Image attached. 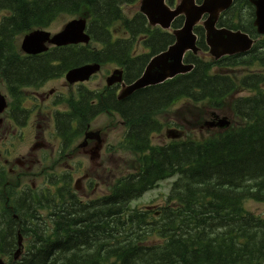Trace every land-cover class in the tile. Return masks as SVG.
I'll return each instance as SVG.
<instances>
[{"label":"trees","instance_id":"obj_1","mask_svg":"<svg viewBox=\"0 0 264 264\" xmlns=\"http://www.w3.org/2000/svg\"><path fill=\"white\" fill-rule=\"evenodd\" d=\"M136 1L0 0V82L6 84L14 102L22 100L23 87L89 61L123 66L126 82L137 78L149 57L173 42L174 36L148 25L142 13L128 18L122 5ZM62 13L89 16V31L104 47L70 45L33 56L20 52L21 34L49 26ZM182 21L178 17L173 26L179 27ZM117 22L133 35H145L143 43L150 53L132 56L131 41L112 40L111 27ZM247 22L221 19L219 23L254 34L251 19ZM195 31L199 47L206 50L204 29L197 26ZM262 48L264 41L248 53L219 60L188 53L187 61L194 64L191 72L137 90L123 100L117 99L113 87L106 95H98V104L92 106L90 101L96 96L80 87L77 93L82 103L58 119L59 134L69 137L84 127L90 111L115 110L131 123L122 148L137 156L139 167L118 178L108 196L82 204L74 199L65 215L63 193L58 189L48 205L59 212L51 234L30 246L19 264H264V214L257 215L245 206L247 199L264 201V75L250 72L256 62L264 67ZM243 66L248 73L240 75L237 69ZM177 99L193 102L196 126L203 124L210 108H230L238 124L200 139L152 145L153 113ZM174 174L178 178L158 214L131 207L135 198ZM1 209L0 253L9 255L18 232L36 235L37 230L21 224H29L33 216L25 209L14 210L18 220L8 208L2 205Z\"/></svg>","mask_w":264,"mask_h":264},{"label":"rangeland","instance_id":"obj_2","mask_svg":"<svg viewBox=\"0 0 264 264\" xmlns=\"http://www.w3.org/2000/svg\"><path fill=\"white\" fill-rule=\"evenodd\" d=\"M137 10V4L125 6V11L128 15H132ZM70 18L71 16H69L68 14L61 15L54 21V23L48 29L52 32H55L59 30L62 25ZM244 20H246V18ZM112 68L113 67L111 65L104 66L94 77H92L88 82H86V85L91 89H101L105 85V78ZM251 70L257 71L258 67H253L251 68ZM46 87H53L56 88L58 91L60 90L61 92L59 94H69L70 91L75 88V86H68L65 83L64 78L49 80L46 83ZM0 90L4 94H6V90L2 84H0ZM7 99L10 100V98ZM177 107L178 105H176L174 108ZM61 108H65V106H61ZM218 115L226 116L229 121L233 122V116L229 113H226V111L219 112ZM173 118L174 117L172 113L168 114L166 117L161 118L163 127L161 129V132L155 133L153 135V143L163 144L166 141L168 142L169 139L166 136V130L171 128L180 129L179 127L170 125V123L168 125L169 120ZM39 123L40 120L36 119L30 122L27 126H25L23 132L21 131V133H19L18 138L13 140V145L11 146V148L13 149L14 157H19L25 162V165L21 167V170L33 174V176L30 178L29 184L33 182L32 180L35 181V184L42 182V177L34 176V174L39 170L42 165L50 164L53 160V157L50 155L49 151L43 152V150H41L36 153V151H32L30 149L31 139H33L32 132ZM91 127L101 129L106 135L107 142L111 146H113V148L111 149V147L105 146L100 158L98 159V164H95L94 161L91 160L88 155L83 154L80 149H77V151H75V154H77L76 157L68 158V160L65 161L63 164H60L56 170L57 172H61L62 169H71L70 167L72 166L73 168L71 170L75 174V168L79 167V165L73 164V162L77 163L78 160H83V164L80 165L81 171L88 172L90 175L94 176L98 185V187H94L92 191L90 189L83 190V188H80L79 194L83 195L84 199H88L89 197L95 196V190H97L98 188L99 191L103 190L104 192H106L107 188L109 186L111 187L112 184H114V182L119 177L131 172L132 169L138 165L133 154L123 151L120 147V151H118L116 148L117 143L120 142L121 137H123L125 133V126L122 124L118 116L108 117L106 115H101L92 122ZM183 131L185 130L183 129ZM51 132H53L52 122L47 128V132L44 133V137L47 141L50 142L51 147H59L57 137L51 136ZM193 132H199L200 135L202 133H204V135L208 134L205 128L203 127L198 128ZM195 135L196 134H194V136ZM79 142L80 140L77 143ZM36 158L39 159L38 162L36 161ZM81 171H79V176L81 175ZM77 176L78 175L74 176V179L72 181L73 186L75 185V179ZM172 180L173 178H170V180H164L153 190H150L143 194L141 197L136 198L132 202V207L146 209L148 206H151L152 211H157L159 206L161 207L167 202V196L169 194V189ZM245 205L249 210H252L255 214H264V201L247 199L245 200Z\"/></svg>","mask_w":264,"mask_h":264},{"label":"water","instance_id":"obj_3","mask_svg":"<svg viewBox=\"0 0 264 264\" xmlns=\"http://www.w3.org/2000/svg\"><path fill=\"white\" fill-rule=\"evenodd\" d=\"M256 6L255 23L258 30L264 33V0H251ZM230 0H203L201 5L195 4L194 0H181L177 7L172 10L166 4L165 0H142L141 9L147 15L150 23L160 24L162 27H168L171 21L182 12L185 13L186 21L181 30L175 31L177 42L166 51L154 57L146 66L143 75L133 84L125 87L120 97L126 96L135 89L149 84L161 82L168 77L182 73L191 69V65H183L182 57L187 49L196 50V37L192 33L194 24L201 18L205 11L210 12L209 19L205 22L207 28V40L211 45V52L220 56L224 53H234L243 51L250 47L251 40L243 33L231 32L227 29H216L214 24L217 13L225 8ZM84 21L72 20L68 22L63 30L49 38V32L36 30L27 34L23 40L22 47L27 52L38 53L44 51L47 47L45 41L55 44H67L70 42L88 41L89 37L83 33ZM99 65H84L70 69L66 73V78L70 82L83 80L98 69ZM121 80V71L115 70L108 83ZM5 101L0 95V111L3 110ZM1 261V260H0Z\"/></svg>","mask_w":264,"mask_h":264},{"label":"flooded vegetation","instance_id":"obj_4","mask_svg":"<svg viewBox=\"0 0 264 264\" xmlns=\"http://www.w3.org/2000/svg\"><path fill=\"white\" fill-rule=\"evenodd\" d=\"M49 98H50L49 95H47V94H43V93L41 94V100H42V101L45 100V99L48 100ZM41 111H42V107H40L39 104L36 103L34 107L30 108V110H29V114H30V115H35V116H37V117H44V116L41 115ZM3 124H4V122L2 123V125H3ZM5 127H7V128H5ZM5 127H4L3 131H1V137H2V138H7L8 134H9L10 131H11V125H10V124H6ZM39 135H40V133H36V134H35V137H39ZM36 139H37V138H36ZM93 146H95V142L92 141V140H90V141L87 143V146L84 147V149H82L81 151H82L83 153H89V151H91V148H92ZM18 161H19V160H18ZM19 163H22V161H19ZM9 169H10L9 171H13V170H14L13 166L10 167ZM13 172H14V171H13Z\"/></svg>","mask_w":264,"mask_h":264},{"label":"bare ground","instance_id":"obj_5","mask_svg":"<svg viewBox=\"0 0 264 264\" xmlns=\"http://www.w3.org/2000/svg\"><path fill=\"white\" fill-rule=\"evenodd\" d=\"M149 143H151V141H149Z\"/></svg>","mask_w":264,"mask_h":264}]
</instances>
